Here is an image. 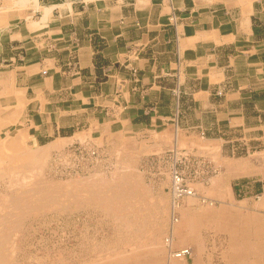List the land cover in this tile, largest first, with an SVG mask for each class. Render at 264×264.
Wrapping results in <instances>:
<instances>
[{"label": "crops", "instance_id": "obj_1", "mask_svg": "<svg viewBox=\"0 0 264 264\" xmlns=\"http://www.w3.org/2000/svg\"><path fill=\"white\" fill-rule=\"evenodd\" d=\"M25 1L0 15L1 133L179 130L217 143L224 175L264 151V0ZM247 166L215 209H182L179 263L264 264V173Z\"/></svg>", "mask_w": 264, "mask_h": 264}, {"label": "rangeland", "instance_id": "obj_2", "mask_svg": "<svg viewBox=\"0 0 264 264\" xmlns=\"http://www.w3.org/2000/svg\"><path fill=\"white\" fill-rule=\"evenodd\" d=\"M26 4L0 0V15ZM14 136L0 132V145ZM21 144L0 153L5 264H181L173 254L185 248H177L173 236L182 209L224 203L228 190L245 184L228 177L248 164L264 173L262 148L250 163L228 165L231 175H224L218 144L179 130L76 132L38 145L24 137ZM27 151L41 157H26ZM174 172L194 196L175 198Z\"/></svg>", "mask_w": 264, "mask_h": 264}, {"label": "bare ground", "instance_id": "obj_3", "mask_svg": "<svg viewBox=\"0 0 264 264\" xmlns=\"http://www.w3.org/2000/svg\"><path fill=\"white\" fill-rule=\"evenodd\" d=\"M18 118V117H17ZM13 119V118H12ZM12 124V123H11ZM16 135V134H15ZM22 143V136H17V137H10L7 141H4L1 145H0V153H3V152H9V151H17V150H19L20 148H23V144H21ZM37 149H38V147H36ZM47 148V147H46ZM39 150V149H38ZM37 152V151H36ZM24 152L25 154V156L26 157H31V158H33V159H39L40 157H41V153H39V152ZM43 154V153H42ZM22 158V157H21ZM24 159V158H23ZM27 159V158H26ZM44 161V160H43ZM15 163V162H14ZM16 165V164H15ZM12 172V171H11ZM40 172H41V170H40ZM5 175V174H4ZM32 179V178H31ZM42 179V178H41ZM28 180V179H27ZM43 180H44V178H43ZM24 181V180H23ZM53 182V181H52ZM27 183H28V181H27ZM44 184V183H43ZM47 184V183H46ZM53 184V183H52ZM51 184V185H52ZM66 185V184H65ZM67 186V185H66ZM45 188V187H44ZM42 189H38V190H36L37 192L36 193H38V194H43L44 192L43 191H41ZM58 191V190H57ZM33 192V191H32ZM34 193V192H33ZM55 193V192H54ZM35 194V193H34ZM37 195V194H36ZM54 197H55V195H53ZM47 198V197H46ZM57 198V197H56ZM104 199V198H103ZM70 200V199H69ZM46 201V200H45ZM114 201V200H113ZM13 202H14V200H13ZM16 202V201H15ZM14 202V203H15ZM43 202V201H42ZM49 202V201H48ZM45 204V203H44ZM28 205V204H27ZM14 206H16V205H13V207ZM44 207V206H43ZM39 208V207H38ZM15 216V215H14ZM18 216V215H17ZM25 219V218H24ZM23 220V219H22ZM175 220V219H174ZM172 221V220H171ZM124 223V222H123ZM19 224V223H18ZM3 226V225H2ZM133 227V226H132ZM16 228V227H15ZM145 230V229H144ZM10 237V236H9ZM1 248V247H0ZM114 250V249H113ZM191 251V250H190ZM169 253V252H168ZM5 254V253H4ZM14 255V254H13ZM117 256V255H116ZM11 257H12V255H11ZM7 261V260H6ZM0 264H5V260H2V257L0 258Z\"/></svg>", "mask_w": 264, "mask_h": 264}, {"label": "built area", "instance_id": "obj_4", "mask_svg": "<svg viewBox=\"0 0 264 264\" xmlns=\"http://www.w3.org/2000/svg\"><path fill=\"white\" fill-rule=\"evenodd\" d=\"M183 181H184V177L182 176V174L178 173V172H174V175H173V182H174L173 189L174 190H173V192H174L176 199H179V198L184 197V196H190L191 197V196L195 195L194 191L192 189L184 187ZM190 255H191V251L189 248L178 250V251L174 252V254H173V256L176 258H183V257H187Z\"/></svg>", "mask_w": 264, "mask_h": 264}]
</instances>
